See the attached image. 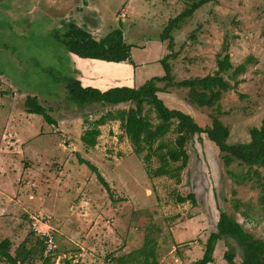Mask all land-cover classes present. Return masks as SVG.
<instances>
[{
    "label": "rangeland",
    "instance_id": "obj_1",
    "mask_svg": "<svg viewBox=\"0 0 264 264\" xmlns=\"http://www.w3.org/2000/svg\"><path fill=\"white\" fill-rule=\"evenodd\" d=\"M151 1L147 0L146 17L149 12L156 16L158 11L161 17L157 15L141 36L127 33L129 43L142 45L144 36L160 35L167 20L192 0ZM118 4L119 0L105 2L113 27L120 25L119 14L120 19L127 16L126 11L116 12ZM69 7L61 0H0V150L12 148L9 174L14 188H18L13 193V210L15 205L20 207L4 216L6 225L2 226L6 228L0 231V240L11 238L12 253L25 242L36 252L35 259L26 264H43L42 245L30 222L32 215L49 214L59 244L53 264H61L66 258H71L72 264L85 261L86 256H79L82 249L74 243L72 229L77 227L78 239L88 241L87 264H126L120 262V252L128 245L138 249L142 264H155L153 257L144 263L142 250L154 251L156 264H191L202 257L204 243L216 230L222 210L264 239V191L254 180L244 178L246 165L234 162L226 166L206 133L188 142L189 160L179 180L152 175L150 169L159 165L157 158L146 163L143 154L137 155L118 120L100 127L98 146L84 144L81 136L88 127L86 119L95 120L131 103L128 107L97 104L80 108L68 99V80L78 74L61 36L68 22L83 21L72 17ZM131 20L133 17L123 19V28ZM173 36L176 56L170 63L175 82L214 74L218 58L226 53L234 67L246 64L245 72L238 76L239 85L224 92L220 113L199 109L191 102L189 105L188 88L173 85L168 89L173 91L171 106L185 105L202 125L216 115L229 126L230 142L248 141L251 127L260 126L264 120V0H212L197 9ZM230 73L222 75L233 84ZM29 95L37 96L48 108L57 127L42 115L27 111ZM151 117L157 121L154 112ZM79 158L97 166L110 187ZM112 172L116 176L119 173L118 179L123 176L128 180L129 186H120ZM189 194L194 195V201H178ZM124 200L130 203L121 204L118 210L117 204ZM114 218L119 221L110 230ZM81 220L86 229L78 223ZM177 223L176 234L183 238L180 246L175 245L171 229ZM227 249L226 241L219 240L214 262L209 264H225ZM75 254L79 258L76 262ZM236 261H241L240 252ZM0 264L7 262L1 260Z\"/></svg>",
    "mask_w": 264,
    "mask_h": 264
},
{
    "label": "trees",
    "instance_id": "obj_2",
    "mask_svg": "<svg viewBox=\"0 0 264 264\" xmlns=\"http://www.w3.org/2000/svg\"><path fill=\"white\" fill-rule=\"evenodd\" d=\"M212 0H192L177 16L170 18L159 35L161 41H168V53L162 60L165 75L153 76L139 87L115 86L101 90L93 86H84L78 77L72 76L68 80V99L80 108L101 104L104 106H117L121 103H131L128 108L109 110L105 115L95 120H88V127L81 136V140L90 147H95L101 135L100 127L109 121H120V127L133 146L137 155L143 154V160L150 163L156 157L159 165L150 169L154 176H169L180 179L181 171L187 165L189 152L187 144L196 135L206 133L209 140L218 147L221 158L226 166L234 162L246 165L248 170L246 179L254 180L264 191V120L260 126L250 129V139L244 142H230V128L218 116L214 115L209 126H201L195 118L177 108H171L158 91L168 90L170 86L188 88L189 102L198 107L216 109L222 112L221 99L224 92L235 88L241 82L238 76L245 72L246 64L241 63L234 67L230 54L226 53L218 58V69L214 74L204 77L183 79L175 82L172 74L170 59L176 56L173 50L175 40L173 32L181 24L192 17L197 9ZM67 30L61 39L70 53L82 58L98 59L112 62L127 61L134 64L131 48L127 43L123 30L115 28L100 39L86 28L70 21L66 24ZM230 71H232L230 73ZM230 73L226 80L222 74ZM160 83H163L161 85ZM29 113L40 114L54 127L57 120L49 113L48 108L38 101L37 96H28L25 100ZM148 108H145V107ZM155 113L156 122L151 117ZM81 164H86L98 179L106 186L108 183L98 167L90 161L79 158ZM194 195L181 196L179 202L194 201ZM264 202V195L261 196ZM225 240L228 249L224 253L225 264H264V239L254 236L230 213L220 211L216 230L212 231L204 243V253L201 258L191 264H209L214 262V252L219 240ZM11 240L4 238L0 241V261L9 264H26L35 259L36 252L25 246V242L11 252ZM145 258L153 257L156 264L154 251H144ZM240 252L241 261H236ZM43 264H53L52 258L44 259ZM61 264H72V259L66 258Z\"/></svg>",
    "mask_w": 264,
    "mask_h": 264
},
{
    "label": "crops",
    "instance_id": "obj_3",
    "mask_svg": "<svg viewBox=\"0 0 264 264\" xmlns=\"http://www.w3.org/2000/svg\"><path fill=\"white\" fill-rule=\"evenodd\" d=\"M61 1L62 4H68L70 6L69 7L70 11H73L72 17H75L77 19L78 18L83 19V21L81 22L75 20L74 21L79 26L88 29L96 39H100L103 36H105L107 33L111 32L113 29L121 27V29L123 30L124 38L127 41L126 39L127 33L130 34L132 37L141 36L145 32H147L148 29L155 23L156 17L158 16L161 17L159 11L157 12L156 16L155 15L152 16V14L148 11L149 16L146 17L145 10H148L149 7L148 3L152 2L151 0H148L149 1L148 3L147 0H119V4L118 6H116L115 10L116 12L121 10L122 13L126 11L125 13L127 14V16H125V18L122 17L120 19L121 16L119 14L117 19L120 21V25L117 24L115 27H113V25L108 21L109 18L107 17L105 11V7H106L105 2L107 0H61ZM155 3L152 5L155 6L156 5ZM146 4L148 5L146 6ZM128 9L131 10V14H128ZM126 17L127 18L133 17V20L127 22V27L123 28L122 22L123 19H127ZM144 38H145V43L142 45H134L127 41V43L132 44L131 54L134 64L127 61L112 62V61H104L98 59L82 58L74 53L69 52L74 62L75 70L77 71L78 74L77 77L81 80L84 86H93L101 90H107L115 86L139 87L153 76L165 75V69L161 60L170 52L168 48V43L166 41H161L159 35L156 37L144 36ZM157 94L160 98L164 100L166 105H168L171 108L180 109L192 115L195 118V120L199 122L198 121L199 119H197L196 114H194V112H192L190 109L186 108L185 105L184 108L174 107L175 105L178 106L177 104H172L173 107L170 105L172 102L169 100H171V95L173 94V91L169 89L166 91L161 90L158 91ZM127 105H130V103H121L117 106L128 107ZM189 105L192 104L189 103ZM199 109H203V108L199 107ZM199 123L201 126L206 127L209 126L211 122L206 123L205 125H202L201 122ZM100 136H102V134ZM99 144L100 143L98 142L96 146H98ZM32 149L33 151L35 150L34 147ZM11 151H12L11 147L9 149L0 150V231L1 230L3 231L2 228H6V226L4 227L2 226V225H6L4 216L7 213H11V211L17 212V209H20L19 206L17 207L15 205L16 210H13V203H12L13 193L14 191H17L16 189L18 188L16 187L14 188L12 174H9V171H11V163H12L11 162L12 157L9 154ZM118 174L119 173L117 172V176L116 174H113L112 176L117 178ZM118 178L116 180L118 181V184L120 186L122 185L129 186V183H127L128 180L127 181L124 180L123 176H121V179ZM23 189L24 187L22 186L19 189L20 191L18 190L19 193H22L21 191ZM122 190L124 189L122 188ZM123 203H130V201L124 200L121 201V203H118L117 204L118 210H120V205ZM110 221L112 222L110 223V230H113V226L119 220L118 218H114L111 219ZM78 223L79 224L82 223L81 224L82 229L87 228V224L85 223L84 220H81V222ZM100 223L101 225H106L107 227H109V225L102 223V221H100ZM178 224L179 223H177L174 227H171L174 237L173 239L176 246H180L181 243L183 242V238L177 235L175 231V227H177ZM77 229H79V227L72 229V231H74L73 237H75L74 243L75 245L79 246L82 249V252L79 253V256H83V257L86 256L85 258H83V260L85 261L82 262V264L83 263L87 264L86 259L89 256L87 254L88 251L86 250L85 246H88L86 244L88 241L82 240L81 238L78 239L77 232L79 230ZM103 231L104 233H107V230H103ZM137 250L138 249H135L134 247L132 248L130 247V245H128L126 248L123 249L122 252H120L122 253L120 257V262L129 264L131 261H133L134 263L136 262L137 264H142L143 263L142 259L139 256ZM75 257L76 259L74 258V261L76 262L79 260V258L77 254H75ZM146 262L147 260H145L144 263Z\"/></svg>",
    "mask_w": 264,
    "mask_h": 264
},
{
    "label": "built area",
    "instance_id": "obj_4",
    "mask_svg": "<svg viewBox=\"0 0 264 264\" xmlns=\"http://www.w3.org/2000/svg\"><path fill=\"white\" fill-rule=\"evenodd\" d=\"M52 220L53 217L49 214L31 216L30 226L33 234L42 245V257L44 259H54L58 256L59 244Z\"/></svg>",
    "mask_w": 264,
    "mask_h": 264
}]
</instances>
